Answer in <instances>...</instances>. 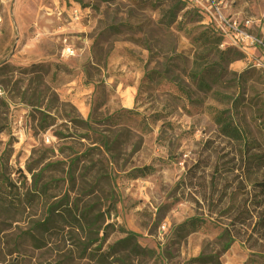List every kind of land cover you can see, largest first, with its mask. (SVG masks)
<instances>
[{"label":"rangeland","instance_id":"rangeland-1","mask_svg":"<svg viewBox=\"0 0 264 264\" xmlns=\"http://www.w3.org/2000/svg\"><path fill=\"white\" fill-rule=\"evenodd\" d=\"M185 2L0 0V264H264V0ZM124 232L152 255L102 261Z\"/></svg>","mask_w":264,"mask_h":264},{"label":"trees","instance_id":"trees-1","mask_svg":"<svg viewBox=\"0 0 264 264\" xmlns=\"http://www.w3.org/2000/svg\"><path fill=\"white\" fill-rule=\"evenodd\" d=\"M103 1H111V0H103ZM177 4H180V7L177 9L178 12L183 11L187 8L185 0H176ZM189 7V6H188ZM191 11V10H190ZM199 41H202L203 50L202 54H200L198 57L199 60H195V64L193 66V69L190 74V78L193 82L197 84V87L205 92H210L212 90V86L218 85L221 82V79L223 77V73L217 72L218 68H222L221 61L219 62H210V61H202L204 57H207L213 53L214 48H218L223 43V36L219 35L215 30H206L203 33L199 35ZM243 58V54L238 52L237 50L233 51L232 58L229 59L230 63L232 64L234 61L241 60ZM215 122L219 126L220 132L233 140H240L242 138V133L240 129L234 125V122L230 118H224V114H219V116L215 117ZM150 170V168H142L137 169L133 171L134 177H143L146 175V173ZM257 187H259L263 193H264V183L259 184ZM62 204V202H60ZM55 208L62 209V205L60 206H54L49 208V214L52 213V211H56ZM66 209V208H65ZM68 214V212L64 213L61 212V215ZM257 221V226L261 229H264V216L259 215ZM77 220V218H75ZM201 220L197 218H192L190 220H187L182 226V229H196L201 223L199 222ZM127 236L115 243L113 246H111L107 253L100 256L102 261L106 260V258L116 255L119 252H125L127 255L125 258H129L130 256H151L152 252L146 251L140 247V245L137 243V236L136 234L132 232H124ZM221 238L223 239V249L224 251H228L230 247L232 246L233 239L231 238V235L228 231H224L221 235ZM105 257V258H104ZM215 257L209 256V257H198L194 261H202L203 263H207V261L214 262ZM260 264V263H259Z\"/></svg>","mask_w":264,"mask_h":264},{"label":"built area","instance_id":"built-area-1","mask_svg":"<svg viewBox=\"0 0 264 264\" xmlns=\"http://www.w3.org/2000/svg\"><path fill=\"white\" fill-rule=\"evenodd\" d=\"M188 1L192 3H196L197 7H200V8L204 7V3L211 4V5L215 3V0H188ZM218 28L224 32V35L226 33L233 32L239 37L241 36L243 39L244 37L248 36V34H245L239 29V24L236 22V20L231 19V18H223V19L221 18V22Z\"/></svg>","mask_w":264,"mask_h":264}]
</instances>
